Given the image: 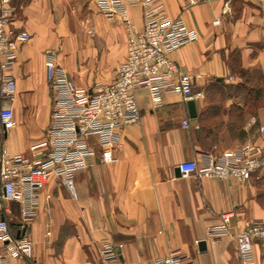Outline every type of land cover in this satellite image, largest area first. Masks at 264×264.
I'll return each instance as SVG.
<instances>
[{
  "label": "crops",
  "instance_id": "0c3cea01",
  "mask_svg": "<svg viewBox=\"0 0 264 264\" xmlns=\"http://www.w3.org/2000/svg\"><path fill=\"white\" fill-rule=\"evenodd\" d=\"M158 1L198 34L171 53L204 95L195 99L196 116L176 93H164L153 109L148 90L137 88L141 119L122 128L116 159H90L74 173V195L53 177L41 189L29 264H87L104 243L118 258L100 264H156L172 251L191 264H264L261 241L242 261L235 240L248 222L264 220V168L245 181L184 176L178 169L202 153L221 155L247 142L264 150V7L255 0ZM8 6L12 25L30 38L7 71L15 80V125L4 142L10 153L30 157L51 109L45 51L80 87L110 82L126 54L127 29L120 15L104 16L95 0H9ZM127 17L142 29L139 5L128 6ZM223 213L231 215L229 234L210 237L208 228Z\"/></svg>",
  "mask_w": 264,
  "mask_h": 264
},
{
  "label": "built area",
  "instance_id": "2783aa9c",
  "mask_svg": "<svg viewBox=\"0 0 264 264\" xmlns=\"http://www.w3.org/2000/svg\"><path fill=\"white\" fill-rule=\"evenodd\" d=\"M188 1L194 4L207 0ZM255 1L264 7V0ZM95 2L104 16L118 14L122 17L127 29L125 57L115 67L110 82L95 81L89 87H80L56 61L55 53L50 49L45 51L51 109L44 139L30 147L32 155L28 157L10 153L4 135L15 125L11 105L15 80L7 71L30 33L12 25L9 0H0V264H11L12 259L18 260V264H29L32 259L30 224L38 211L41 189L51 177L74 195L76 171L85 168L96 156L102 163L116 159V152L122 148V128L141 119L137 88L148 90L153 109L160 107L162 96L167 92L180 95L184 101L204 96L202 91L193 88L191 75L182 71L171 58L172 51L198 38L195 29L179 16L170 17L158 0ZM131 5L142 9L143 27L139 31L132 28L127 17ZM182 125L187 126L188 120L183 119ZM259 129L262 131L264 126ZM262 168L264 150L248 142L221 155L205 152L200 159L178 163L184 176L240 181L249 179ZM230 216L223 213L221 222L208 228V235L219 238L229 234ZM255 239L264 244V220H252L236 233L237 251L242 261L252 258ZM116 258L118 254L113 245L104 243L99 258L87 264ZM156 264H191V261L186 255L172 251L156 257Z\"/></svg>",
  "mask_w": 264,
  "mask_h": 264
},
{
  "label": "water",
  "instance_id": "95a60500",
  "mask_svg": "<svg viewBox=\"0 0 264 264\" xmlns=\"http://www.w3.org/2000/svg\"><path fill=\"white\" fill-rule=\"evenodd\" d=\"M187 106H188L189 115L191 117H195L196 116L195 100L194 99L187 100ZM199 245L203 246L204 241H200ZM117 250H118V248H117Z\"/></svg>",
  "mask_w": 264,
  "mask_h": 264
},
{
  "label": "rangeland",
  "instance_id": "374dc122",
  "mask_svg": "<svg viewBox=\"0 0 264 264\" xmlns=\"http://www.w3.org/2000/svg\"><path fill=\"white\" fill-rule=\"evenodd\" d=\"M262 178H264V174H263Z\"/></svg>",
  "mask_w": 264,
  "mask_h": 264
}]
</instances>
